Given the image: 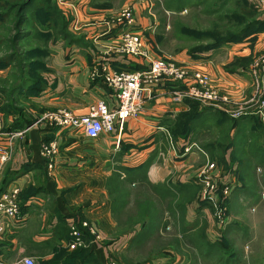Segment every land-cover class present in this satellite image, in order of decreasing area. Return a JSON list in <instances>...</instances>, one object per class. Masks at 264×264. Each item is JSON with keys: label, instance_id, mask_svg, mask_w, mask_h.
<instances>
[{"label": "crops", "instance_id": "0c3cea01", "mask_svg": "<svg viewBox=\"0 0 264 264\" xmlns=\"http://www.w3.org/2000/svg\"><path fill=\"white\" fill-rule=\"evenodd\" d=\"M63 1L74 31L82 37V42L70 46H65L62 41L49 44L48 70L42 74L45 88L39 96L22 103L24 121L30 122L29 125L7 132L16 117L0 113V148L10 150V160L4 166L1 180L6 170L16 172L29 164L34 167L11 182L5 191L15 187L20 192L28 187L40 191L37 196L19 201L18 216L11 221L9 229L0 234V264H15L21 258H31L35 264H50L60 250L67 254L88 250L99 264H111L113 253L125 247L132 236H117V233L113 236L112 201L106 190L107 178H111L112 174L120 176V181L130 193L139 188L152 191L150 187L154 186L156 191L152 193L158 198L178 201V209L183 208L182 219L179 220L181 229L179 226L178 230L182 236L176 234L182 237L183 242L187 241L178 248L182 255L159 256L145 264H191L192 258L185 254L189 250L199 253L203 263L222 262L223 255L217 254L216 249L220 246L218 240L223 238V233L216 227L210 229L214 224L209 212L201 209L203 203L195 201L196 177L204 164L203 150L191 149L189 153H184L189 145L197 146L192 140L193 134L201 127L186 138H174L171 134L178 116L188 112L193 101L180 97L185 90L183 85L162 81L147 86L142 93L143 111L138 117L127 119L122 127L116 125L113 133L96 140L87 139L71 126L54 125L46 118L48 113L60 110L74 118L84 117L89 107L99 101H104L109 111L116 109L113 92L104 85L101 77H91L92 69L101 58L106 60L111 71H143L151 61L158 59L148 49L147 41L151 39V36L145 35L148 23L141 18L139 11L132 10L135 23L128 31L145 39L148 59L120 55L105 57L102 53L120 41L124 29L105 25L100 15L104 11L92 6L95 1ZM261 54H264V33L258 34L254 42L247 39L197 53L184 50L166 59L183 64L191 71L207 74L219 90L244 99L251 92L247 66ZM237 59L249 61L231 71L229 68ZM5 72L0 71V76ZM176 95L179 97L175 98ZM198 106L200 110L210 109L208 113L215 116V121L218 120L217 113H222L211 107ZM18 133L22 135L15 136ZM168 138L173 143L172 147ZM48 143L56 144V154L43 158L40 148ZM49 164L51 169H48ZM160 190L162 193H159ZM167 219L170 225L166 228L170 230L175 218L168 216ZM82 222L93 225L103 241L92 243V238L86 237L84 248L70 250V224ZM200 244L201 247H197ZM178 249L173 253H181ZM55 264L70 263L62 257Z\"/></svg>", "mask_w": 264, "mask_h": 264}, {"label": "rangeland", "instance_id": "374dc122", "mask_svg": "<svg viewBox=\"0 0 264 264\" xmlns=\"http://www.w3.org/2000/svg\"><path fill=\"white\" fill-rule=\"evenodd\" d=\"M12 1L0 0V4H4L0 8V12L7 13V18L0 25V58L14 55L20 62L26 58L25 52L28 50L43 49L46 46L49 48V44L53 43L52 40L56 39V35L49 29L52 35L48 42V40L38 37L32 29L16 28V9L9 12L7 8ZM93 1H95V5L92 6H95L97 10L104 11L103 14L100 13L101 19H109L123 8L129 7L135 12L139 11L141 18L147 20L148 29H146L145 35L151 36V39L148 38L147 41L148 49L151 54L155 53L158 58L156 61L170 56L175 57L177 53L184 50L193 52L195 48L210 43V40L205 41V39L200 38L195 40L196 35L202 34L209 36L210 39L216 36L229 35L238 29L237 24L241 22V18L247 19V14H253L256 19L260 18L252 0H247L249 7L245 9L240 0H223L220 3L218 0H184V4L180 2L183 0H91V2ZM55 2L63 18L69 21V33L74 37H80L74 31L69 14L63 6L64 1L55 0ZM236 13H240V15H234ZM18 30L26 35L20 43L15 38ZM38 30L39 28H37ZM46 59L44 60L45 63ZM2 71H7L0 76V78H5L9 70ZM18 73L19 69L15 68L14 74ZM206 115V120L197 126L204 129L199 128L198 132L193 134L192 140L197 144L196 147L199 150H203V154L201 151L200 153L204 158V164L207 158L215 163V168L222 175L233 176L236 184L229 195L227 202L228 219L224 228L220 230L223 233V238L218 240L220 246L216 249L217 254L223 255L221 257L222 262L203 263L202 256L199 253L191 252V250L185 254L192 258L191 264H264V125L256 118L258 123L250 121L248 124L240 125L238 122L232 128L233 122L231 120L241 117L232 118L228 116L230 120H224L218 126L215 116L209 113ZM77 132H82V129H77ZM229 140L234 143L233 151L228 150L224 164L219 162V150H211L210 147L226 145ZM192 149L196 148L192 147ZM214 153L216 156L212 157ZM232 156L236 158V162L231 163ZM107 183L106 190L110 200L122 201L123 206L113 213L115 222L113 236L119 232H130L128 236L132 234L131 237L129 236L126 246L124 245L125 247L121 250L113 253V264H145L159 256L162 258L170 254L182 255L183 252L178 248L183 247L187 241L183 242L182 237L176 235L181 233L178 230L179 226L181 229V221L179 220L182 219L181 210L183 209H178V201L168 200V198L162 200L150 189L141 190L139 188L130 193L124 184L118 185L115 181H110V178H107ZM114 184L116 185L113 187ZM196 186L195 201L202 203L200 186L198 184ZM203 205L201 209L204 208L208 211L211 218V207L206 203ZM168 216L175 218V223L172 224L170 230L166 228L168 224L170 225ZM150 218L156 220L157 227L152 228L148 237L138 241V238L135 239V237L141 232V222ZM215 227L217 228L214 224L213 229L212 227L210 229L214 230ZM132 238L135 239L134 243L129 242ZM197 247L200 248L201 244ZM176 249L181 253H173Z\"/></svg>", "mask_w": 264, "mask_h": 264}, {"label": "built area", "instance_id": "2783aa9c", "mask_svg": "<svg viewBox=\"0 0 264 264\" xmlns=\"http://www.w3.org/2000/svg\"><path fill=\"white\" fill-rule=\"evenodd\" d=\"M252 2L260 18L264 19V0H252ZM103 22L105 25H116L124 29L121 32L120 41L106 48L102 53L103 56L120 55L148 59L145 39L128 31L135 23L133 11L129 7L119 10L113 17L108 20L104 19ZM246 70L251 77L249 85L251 92L248 98L240 99L219 90L207 74L191 71L185 65L171 59L151 61L150 66L143 71H111L106 60L101 58L96 67L92 69L91 77L93 79L101 77L104 85L113 92L117 103L116 109L109 111L106 103L99 101L89 107V112L84 117L74 118L70 113L60 110L48 113L46 118L57 126L82 129V133L87 139L96 140L102 135L113 133L116 125L122 127L127 119L138 117L143 111L142 93L147 86L169 81L183 85L185 90L180 93V97L197 102L201 108L211 107L232 118L254 116L260 119L264 125V54L253 58ZM178 97L176 95L175 98ZM21 135L22 133L15 134V136ZM168 139L172 147L173 143L170 138ZM192 147L197 149L195 145H189L185 148L184 153H189ZM56 150L55 143L42 144L41 156L50 158L56 154ZM9 160L10 150L0 148V181L4 166ZM215 167V163L206 158L205 164L197 174L196 184L201 189V202L211 207V218L217 228L222 230L228 219L229 195L236 183L233 176L222 175ZM51 168L52 166L49 164L48 169ZM19 194L18 187L0 194V234L5 233L9 229L11 221L18 216ZM69 229L70 250L84 248L86 237H91L92 243L103 241L99 231L87 222L71 223ZM15 264H35V261L31 258H21Z\"/></svg>", "mask_w": 264, "mask_h": 264}, {"label": "trees", "instance_id": "16d2710c", "mask_svg": "<svg viewBox=\"0 0 264 264\" xmlns=\"http://www.w3.org/2000/svg\"><path fill=\"white\" fill-rule=\"evenodd\" d=\"M18 1L19 0H13L11 2V5L7 7L9 12L16 9V28H22L23 30L25 28L32 29L36 32V35L38 37H41L44 40L50 39V36L52 34L49 29H51L56 35V39L52 40L53 43L56 41H62L65 46H70L72 44H78L82 42V37H74L71 33H69V21L63 18L60 11L57 9L55 0ZM222 1L223 0H218L219 3ZM240 1L244 9L249 7L247 0ZM180 2L183 3L184 0ZM1 6H4V4H0V8ZM6 14L7 13L0 12V25L7 18ZM234 15L238 16L240 15V13H236ZM247 15V19L241 18V22L237 24V26H239L238 29L234 32L229 33V35L216 36L210 39L209 36L198 33L199 35H196L197 38L195 40H199L198 38H200L202 40L205 39V41L210 40V43L204 45L203 47H197L193 50V52H190L197 53L214 50L228 44L241 43L247 39H250L251 42H254L258 34L264 33V21L256 19L253 14ZM36 26L37 28H39L38 31ZM17 33L18 34L15 38L17 42L19 41L20 43L25 39L26 35L21 32V30H18ZM50 52L51 51L46 46L43 49L34 48L26 51V58L20 62L17 60V58H15L14 55H7L0 58V71L9 70V73L5 78H0V113L4 114L5 116L16 117V121L14 122L12 127L10 129H6L7 132L23 128L24 126L30 124V122L24 121L25 115L22 103L29 100L30 98L39 96L45 88V81L42 78V72H47L48 70L44 60L50 56ZM248 61V59H237L233 65L231 64V67L229 69L233 71L235 67L239 65L245 66ZM16 62L17 65H15ZM15 68L19 69L18 74H14ZM209 110H200L197 102H190V110L186 113L180 114L177 118V122L171 129L172 136L174 138H177L179 136L186 138L189 134L193 133L196 130L200 122H204L206 120V114ZM217 115V121L219 124L218 126H220L221 122H223L224 120H230V118L223 113L218 112ZM231 121L233 122L232 128L235 126V124H238V122H240V125L243 123L248 124L250 123V121L258 123L256 117H242L240 119H232ZM233 145L234 143L229 140L228 144L226 145H221L220 147L212 146L210 147V149H218L220 152L219 162L225 164V155L228 150L233 149ZM214 156H216L215 153L212 157ZM233 162H236V158L234 156H232L231 158V163ZM33 168V165L29 164L24 165L20 168L19 171L16 172L6 170L0 183V194L5 191V189L9 184H11V182L26 174ZM119 178V175L113 174L110 178V181H115V183L122 186V184L124 183L123 181H120ZM115 185L116 184H114L113 187ZM150 188L152 189V191H156V188L154 186H151ZM39 193L40 191L34 190L32 187H28L27 189L20 192L19 199L20 201H26L28 198L37 196ZM159 193H162V190H160ZM121 208H123L122 201H112L113 213L117 210H120ZM141 224V232L139 234H136L137 236L135 237V239L138 238V241L148 237L149 234H151L150 232L152 228L154 226L157 227V222L154 218L143 221L141 222ZM122 233L128 235L130 232H119L117 236L125 235ZM133 238L130 239V243H134L135 239ZM62 257L66 259L70 264H99L98 260L88 250H77L68 254L64 250H60L57 256H55V258L51 260L50 264H55V261L59 263V260ZM39 264H45V262H39Z\"/></svg>", "mask_w": 264, "mask_h": 264}]
</instances>
